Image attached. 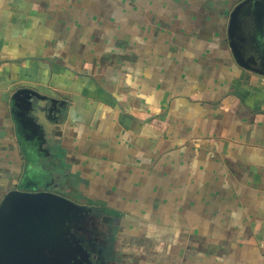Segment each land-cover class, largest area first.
<instances>
[{"label":"crops","instance_id":"0c3cea01","mask_svg":"<svg viewBox=\"0 0 264 264\" xmlns=\"http://www.w3.org/2000/svg\"><path fill=\"white\" fill-rule=\"evenodd\" d=\"M243 1L0 0V200L45 157L116 221L110 264H264V0L232 21L242 66ZM21 88L58 124L14 116Z\"/></svg>","mask_w":264,"mask_h":264},{"label":"water","instance_id":"95a60500","mask_svg":"<svg viewBox=\"0 0 264 264\" xmlns=\"http://www.w3.org/2000/svg\"><path fill=\"white\" fill-rule=\"evenodd\" d=\"M251 1L244 0L234 9L228 27L232 53L242 66L243 46L231 42V24L239 8ZM11 102L19 110L15 112L12 108L14 116L43 121L42 132L58 124L66 112L64 101L42 96L28 88L16 90ZM25 177L30 176L24 173ZM20 189L18 185L0 200V264H92L89 253L78 246L71 224L84 219L89 211L101 215L102 210L76 204L58 194L27 193Z\"/></svg>","mask_w":264,"mask_h":264},{"label":"flooded vegetation","instance_id":"af4514ba","mask_svg":"<svg viewBox=\"0 0 264 264\" xmlns=\"http://www.w3.org/2000/svg\"><path fill=\"white\" fill-rule=\"evenodd\" d=\"M30 161L32 162L31 165L24 172L25 175H29L30 177H25L22 182H19L11 190H16L17 186L20 185V190L27 193L49 192L61 195L59 188L61 185L59 186L58 184L57 187V184L51 181L48 170V158L38 159V163H33L35 159L32 158ZM79 204L90 206L86 203ZM109 223L110 218L106 214L102 213L98 215L94 211H89L84 219H79L71 224V232L75 236L78 246L89 253V259L92 264H110L109 242L105 239L104 235V231L108 230ZM102 236L103 240L101 239Z\"/></svg>","mask_w":264,"mask_h":264},{"label":"rangeland","instance_id":"374dc122","mask_svg":"<svg viewBox=\"0 0 264 264\" xmlns=\"http://www.w3.org/2000/svg\"><path fill=\"white\" fill-rule=\"evenodd\" d=\"M72 183H74V181H72ZM76 183V182H75ZM69 190V189H68ZM66 191V188H61L60 189V193H61V195L63 196V197H65V198H67V199H69V200H71L72 202H74V203H76V204H79L80 202H82L83 200L84 201H86L85 200V198H80V197H78L77 196V192H76V190H69V191ZM115 220H110V223H109V227H108V230L107 231H104L105 233H104V235H105V239L109 242V240L112 238V236L114 235V233H115V228H116V225H115ZM103 229H104V226H103ZM103 233V232H102ZM101 239L103 240L104 238H103V236L101 237ZM108 244H110V243H108ZM109 247H110V245H108ZM113 253H111L110 251H109V255H110V257H111V255H112Z\"/></svg>","mask_w":264,"mask_h":264}]
</instances>
